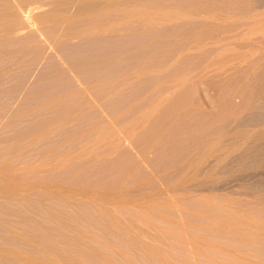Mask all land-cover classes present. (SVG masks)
<instances>
[{
    "label": "rangeland",
    "instance_id": "rangeland-1",
    "mask_svg": "<svg viewBox=\"0 0 264 264\" xmlns=\"http://www.w3.org/2000/svg\"><path fill=\"white\" fill-rule=\"evenodd\" d=\"M248 1L253 3L264 2V0ZM246 2L247 0H240L238 3L232 4L234 13H245ZM231 27L234 28L232 25ZM231 27L224 28L229 30L230 33ZM247 29L239 27L234 31L231 30V33H237L238 35H244L245 33L246 40L245 38L243 40L240 36V41L237 38L233 42L234 44L230 46L236 45L235 48L239 49L237 51L233 47L234 52L241 53L240 51L247 48L248 50L245 51L252 49L255 51L254 54L249 60L245 59L246 62L233 61V64H228V68L225 70L227 71L230 68L234 71V68H236L233 74H231L232 71L228 70L227 75L224 71L222 75L219 74V77L215 76L216 78L212 75L199 77L193 70L194 67L198 68L205 65V60L202 61L204 53L207 60L208 56L209 58L212 57L210 54L213 51L211 53L210 50L213 47H210V45V48H204L205 52L199 49L203 54L201 51H195L194 55L191 54V57L187 56L186 59L182 53L184 58L179 56L178 60H173L170 58L171 54L173 55L172 52H174L172 50L182 52L179 45L170 43L148 47L138 44L142 47L137 48L138 45L136 44L134 48V43H131L133 44L131 47H129L131 44L129 46L127 44L126 48L129 52L139 54L135 57H125V60L122 59L118 62L114 74H108L107 80L102 83L99 81L93 83V85H98L99 91L103 85V91L107 87L110 88L109 83L112 81H117L122 85L115 92L113 91L114 93L108 94V98L105 99V96L101 99L102 101H96L100 104H91V107L87 106L88 108L83 106V109L79 110L81 112L78 115V117L81 116L80 120L78 118V121H71L72 123L65 126L51 125L55 128L53 136L39 144H26L27 148L22 147L25 150H22L21 156H19L20 154L13 155L19 151H9L17 142H32L31 137H34L37 131L32 129L30 120L20 121L18 124H11V120L19 112H23L25 116L30 112H36L37 102H35L36 96L33 92H38L40 86L36 87L35 83L42 77L44 79V75H48L52 68L51 71L56 70L57 73L54 71L51 74L55 75V78H59L58 81H66L67 76H70L71 79L77 77L79 80L75 78L74 82L76 83L78 80L76 84L79 85V82H81V85H84L85 82L83 84L82 82L86 78L84 76L87 72L83 74V78L81 77L82 74H80V78L75 73L70 74L69 68L67 70H69L70 75L66 73V66L68 67L70 64L67 63L68 65L65 66V58L62 55L52 58V63L56 61L55 66L60 65V70L55 69V66L48 67L51 58L49 62L41 59L38 64H33L31 55L26 59H22L21 66L18 68L16 66L20 62L16 54L18 44H12L9 53L5 56L0 51V69L10 74V77L5 81L0 79V169L4 167V171L6 167L11 168V173H8L11 177L13 174L15 175V180L12 177V181L16 182L9 183L11 184L9 188L0 179L1 257H6L3 247L11 246L26 257L36 258L41 264L46 263L49 256L47 252H52L50 257L61 258L62 261L65 259L64 261H69L71 264H86V262L87 264H264L263 238L262 242L260 241V235L263 236L264 234V154L257 158L260 162L252 160L250 157L247 160L245 158L247 156L244 157L245 154L236 156L238 158L244 157L243 159L234 160V158H231V160H224L217 166L218 168L214 170V173H211L216 179L218 177V180H214L215 183L206 184V187L205 183L203 184L201 181L202 184H190L188 186L192 187L191 190L189 188L191 195L185 198L188 201L184 199L185 202L182 200V202L171 204L170 207L169 204L163 206L164 203L161 204L160 202L161 197L157 195L158 192L162 193L163 188H165L164 182H169L173 178V175L177 172L174 169L183 164L186 153L196 143L195 140L199 142L203 136L202 132L206 129L207 131L217 129L220 130V133H224L230 129H228V126L231 127L232 124L230 123L239 113H242L240 118L243 116V119L248 120L247 123L252 122L253 131H256L258 127L264 129V111L261 106V103L264 104V58L260 61V56L264 53V34L260 36L258 33H253L249 36ZM226 31H224V34L227 35L228 31ZM86 49L88 48L86 47ZM207 49L208 55H206ZM79 50L81 51H75L79 58L74 53L76 57H74V61L79 59L78 61L81 63V57L84 61V57L93 55L88 50H86L88 53L83 51V54L82 50H85V48H79ZM129 52L125 55H128ZM198 55L202 59L197 58ZM110 56L111 61H113L114 53L111 52ZM107 59L110 60V58ZM118 59L120 60L119 57ZM61 61H64L65 68L63 69L61 68ZM78 61L75 62L79 63ZM231 64L234 66L233 68ZM253 64L256 66V73H250L249 71L250 69L251 71L254 70L250 68L254 66ZM84 66L86 67V65ZM134 67L138 72L136 75L133 74ZM60 71L67 74V76L65 75L66 77L64 76L61 79L62 75H58ZM191 71L194 73H190ZM62 72L61 74H63ZM92 73L90 71L89 77ZM183 74H187L184 80L182 78ZM48 76L52 78L50 73ZM181 78L180 87H174L178 83L176 81H180ZM73 79L70 80L71 83ZM106 83L109 85L107 86ZM95 91L97 94L98 89H95ZM166 91H170L168 93L172 96V100H170V103L171 101L172 103L166 102L167 105H164L165 103H161L159 106L156 105V110L152 112L153 116L156 115L154 116L156 120H151L152 122L144 124L145 126L142 125L144 127L142 129L138 126L134 127L133 136L126 137L124 143V137L120 140L116 139L114 152L109 150L106 145L101 147L94 145L96 142L94 139L95 134L90 132L89 128L101 125L104 127L103 130L109 131L113 126H115L113 128L115 130L121 124L123 126L130 121H136L138 115L147 109L150 110L152 105L157 102L158 95ZM212 99L215 100L216 104L212 102ZM256 105L260 106L259 109H256ZM203 109H206L207 113L202 112ZM260 109L263 111L262 114H260ZM36 113L38 115L43 114L42 111ZM168 117H174L175 119L171 118L172 121H170ZM108 120L110 123L112 121L110 127ZM246 122L242 126H246ZM247 125L246 129H250V124ZM16 131L23 133L19 139H15ZM83 136L85 137L81 139ZM225 142L229 141L226 140ZM256 142H250V149L257 144ZM81 143L87 148L91 145L88 157L86 156L89 161L84 156L76 157L77 159H71L72 157H70L67 164L59 159L57 152H71V150L80 147L78 145H81ZM259 143L258 141L256 146H260ZM147 144L152 146L151 149L147 150ZM247 145L249 144L247 143ZM92 147H94L93 150H91ZM5 150L9 152L7 155L2 152ZM92 151L98 152L96 153L98 157ZM70 155L72 156V154ZM79 158L80 160H78ZM29 170L32 172L29 173ZM124 173L128 174L125 175ZM16 175L21 180L16 179ZM167 175L169 176L167 177ZM17 182L20 184L17 185ZM24 183L28 186H24ZM13 184L15 188L12 187ZM181 186L182 188L187 187V185ZM50 187L53 189L49 190ZM46 188L48 189L46 195L43 193L44 197L41 193L45 192ZM176 188L178 189L177 186ZM211 189L214 190L212 191L214 193L210 192ZM52 190H55L53 192L55 197L51 193ZM118 190L126 191L129 198L134 193L135 195L139 194V190L146 191V193L151 191V194L155 191L154 194L157 196L154 195L156 197L153 199L151 197L153 195L149 193L150 198L154 201L144 202V205L140 204L139 199L137 200L138 203H135V201L128 203L127 201L126 205L124 203H114L112 205L113 203H101V199L97 200L98 198L95 197L99 193L100 195L103 194L101 196H105ZM63 191H68L71 194L63 193ZM39 192L41 193L39 194ZM57 193L60 197L57 196ZM164 193L167 194L168 192ZM23 195H26L27 200L21 198ZM140 196L145 200V197L141 194ZM200 196L216 198L215 201H223L227 204L225 206L222 203L224 206L221 207L215 204L216 202L212 203L213 205L211 202H201L200 199L202 198ZM83 197H86L85 200ZM91 198H94V200ZM218 199H221V201ZM145 203L149 204L145 206ZM158 203L161 205L157 206ZM97 204L98 206L102 205L101 208ZM231 210H235V212L240 210V214L247 211L255 217L257 216L258 221L254 222L256 227L254 234L260 238L258 239L260 244L258 242L253 244L252 239L248 241L249 235L251 236L253 233L248 236L244 234L248 242L244 237L242 239L244 232L242 233L241 229L240 234L242 236L239 233V237L232 236L234 234L232 232L233 226L231 227L232 231L229 230L233 221L230 223L228 218H224V215H227L229 220L233 217L228 215L232 212ZM208 216L210 218H212L211 216L216 217L209 219ZM226 219L228 224L230 223L229 227H227L228 225L226 227L222 226V223H227ZM233 220H236V218ZM241 222L242 220L237 221L234 227H238L237 224ZM242 223L244 226V220ZM218 225L222 227H220L222 232H218V230L220 231ZM223 228L227 231L224 232ZM262 228L263 230H261ZM259 230L262 232L257 236L256 233L257 231L259 233ZM33 242L36 243V247L31 246ZM45 245L54 249H46ZM0 264L8 263L0 261Z\"/></svg>",
    "mask_w": 264,
    "mask_h": 264
},
{
    "label": "bare ground",
    "instance_id": "bare-ground-1",
    "mask_svg": "<svg viewBox=\"0 0 264 264\" xmlns=\"http://www.w3.org/2000/svg\"><path fill=\"white\" fill-rule=\"evenodd\" d=\"M239 1L240 0H0V51L3 56L7 55L9 53L8 51L11 45L16 43L18 44V49L16 50V54L18 55L17 57L20 59V62L17 63L16 65L18 68L21 66L20 65L21 60L28 58L29 55H31L32 57L31 61L33 64H38V62L41 59H44L46 62L47 61L49 62V59L51 58V61H50L51 65L49 62L48 67L55 66L56 61L53 62L54 64L52 63L53 57L62 55L63 58H65L64 59L66 62L65 66L68 65L67 63L70 64L68 65V67L66 66V70L69 68L70 74L72 73L73 75V73H75L77 74L76 76L79 75V78H80V74H82L81 75L82 77L84 76L83 74L87 72L84 76V78L86 77L84 79L85 81L83 80L82 82V84L85 82L84 85H81V82H79V85L76 84L79 80L77 77H75L76 79H78L77 82L75 83L74 82L75 78L74 79L72 78L73 82L71 83L70 81L72 80L71 77L67 76V74H64L66 72L65 69H64V73L60 71V74L58 75H62L61 79H63L62 77L66 75L67 76L66 78L67 80L65 79L66 81L64 80L58 81L59 78L57 77L55 78L54 77L55 75L51 74L54 71L57 73L56 70L51 71L52 68L49 71L50 75H52V78L51 76H48L49 73L48 75L45 74L46 78L44 75V79L43 77L40 78V80L37 78V80L39 81H37L35 84H36V87H39V86L40 87L38 89V92H33V94L36 96L35 102H37V108L35 109V111L36 112L42 111L43 114L38 115L36 112H30L29 114H26L25 116L23 112H19L15 114L11 120V124H18L20 121L30 120L32 129L34 131H37V133L35 134L34 137H31L32 142L30 143L29 142H25V143L17 142L11 148V151L9 152L19 151V152L14 153L13 155L15 156V154H20L19 156H21L22 150H25L23 149L24 146L26 147L27 145L31 143L39 144L43 142L44 140L53 136L55 132V128L51 127V125L57 124V125L65 126L69 123L80 120L81 116L78 117V115L81 113L80 109H83V106H86V108H88L89 106L91 107V104L94 105L96 101L99 102L105 96H106L105 97L106 99L108 98L107 97L108 94L110 95L112 94L113 91L115 92L116 89H118L122 85V84H119L117 81H112L111 83H109L110 85L106 83V85L107 86L109 85L110 88L105 86L107 87L105 88L106 89L105 91H103L104 90V85H103L102 88H100V91L101 90L103 91L102 93L99 91V88L97 87L98 85L97 86L93 85V83L98 82V81L102 83L103 81L107 80L106 77L108 76V74H112L113 72L116 71V68H117L116 66L118 65L119 61H121L122 59L125 60V57L126 58L131 57V56L135 57L139 54L137 52L136 53L129 52V50L126 48L127 44L129 46L131 43H134L135 44L134 48L136 47V44L137 45L143 44L148 47L153 46V45L154 47H156L159 45H165V44H170V43L179 45V47H181L180 50H182V52L180 51L177 52L176 50L171 49L172 51H174L172 52L173 55L170 53L171 54L170 58H172L173 60H178L179 56L183 57V55H185V58L187 59V56H190L195 51L199 52L202 50L203 52H205L204 48L205 47L208 48L210 45V47L211 46L213 47L210 50L211 53L212 51L213 53L212 54L209 53L210 56L212 55V57L209 58L208 56V60H207V56L205 57L204 55L205 53L203 54L202 51L201 53L203 54L205 58L203 57L202 59V57H199V55L197 56V58L198 57L201 58L202 61L205 60L206 63L203 62L205 63V65L200 66L198 68L194 67L193 70L196 72V75H198L199 77L200 76L205 77V75L206 76L212 75L213 77L215 76L219 77L220 76L219 74L222 75L224 71H225L224 73L226 74L228 73V70L232 71L231 74H233L236 68H234V71L231 70L230 68L226 71L225 69L228 68L227 65L228 64L230 65V63L233 64V61L246 62L247 60H249L250 57H252L255 51L252 49H251L252 51L251 50L245 51L247 49L246 48L245 50L242 49L244 51H240L241 53L234 52L233 47L235 48L236 45L235 46L233 45V47H231L230 45L234 44L233 42H235V39L237 40V38H238V41H240L239 40V38H241L240 36H242L243 40L244 38L246 40V37H245V33L244 35L243 34L238 35L237 33L235 34L231 33V30L234 31L239 27L240 28L245 27L246 29L248 28L247 31L249 33V36L250 34L253 35V33H258L260 36L264 34V5H263L264 2L253 3L247 0L246 6H245L246 10H244L245 13L243 12L234 13L232 9V6H233L232 4L238 3ZM231 25L234 28H232ZM224 27H228V28L231 27L230 33H229V30H227ZM221 28L222 30H220ZM218 30L220 31V33H218L219 32ZM226 30L228 31L227 35L226 33L224 34V31ZM215 31H218V32L216 33ZM247 31H246V34H248ZM132 45L133 44H131L129 47H131ZM86 47L88 49H86ZM138 47H142V45L140 46L138 45L137 48ZM79 48L81 49L85 48V50H82V52L83 51L86 52V50H88L89 53L92 52L93 55H90V56L87 55L88 57H84L85 62L83 61L80 55L82 61L80 63V61H78L79 59H76L79 62L77 63L75 62L76 60L74 61L73 59L75 56L77 57L76 52L81 51L79 50ZM235 49L237 50V48ZM111 52L114 53L113 61H111V56H110ZM127 52H129V54L125 55L127 54ZM207 52H208V49L206 51V55H208ZM74 53H76L75 56H74ZM261 56H260V61L262 60V58H264V53ZM93 57L95 60L93 59ZM118 57L120 58V60L118 59ZM107 58H110V60H108ZM245 59L247 60L244 61ZM258 60H257V64L259 63ZM72 62H73V65H72ZM63 63L64 61L61 63L62 69L65 68ZM84 65H86V67ZM255 65L250 67V68H253L254 70L251 71V69L250 70L248 69L250 73L257 72V69H256L257 65L256 66ZM259 65L260 64H258V66ZM233 67L234 66H232V68ZM57 68L58 70H60L59 69L60 65L55 66V69ZM135 68L136 67H134V69ZM69 70H67L66 73L69 74L68 72ZM90 71L91 73L93 71V73L89 77ZM61 72L64 75L61 74ZM136 73H138L136 72V69L133 70V74L136 75ZM190 73H194V72L191 71ZM9 77H10L9 73L0 69V79H3V81H5ZM186 77H187V74L185 75L183 74L182 76L183 80ZM182 78L180 79V81H176L178 83H176L174 87H177V86L180 87ZM95 89L96 90L98 89L97 94H96ZM171 91H172V88H171ZM168 92L166 91V92L159 94L157 97V102L155 103V105H152V108L150 110L147 109L146 111L141 112V114L138 115V118L136 119V121L135 120L130 121V122L127 121L128 123L125 122L126 124H124L123 126H121L122 125L121 124L120 125L121 128L119 127L114 130L113 128H115V126H113V128H111L113 129V131H111V129L110 130L108 129L109 131H105L106 129L103 130L102 128L104 127H102L101 125L93 126L92 128H89V131L95 134L94 139L96 142L94 145L100 146V147L103 145H106L109 150L114 152V150L116 149V146L114 144L116 142L115 141L116 139L120 140L122 137H124V139L122 138L123 143H124V140L126 139V137L130 138V136H133L134 129L137 126L141 127L142 129L144 128L142 127V125L148 122L151 123L152 121L156 120L154 118V116L156 115L153 116L152 112L156 110L155 109L156 105L159 106L161 103H165L164 105H167L166 102L170 103V100H172L171 98L172 96ZM212 102L216 104L214 99H212ZM96 104L98 105L100 103H96ZM256 104L258 103L256 102ZM263 105L261 103V106L263 107V111H264ZM259 107L260 106L256 105V109L257 108L259 109ZM158 109L159 108L157 107V110ZM160 110L162 109L160 108ZM205 110L203 109L202 112H204ZM248 111L250 110L248 109ZM260 111H261L260 114H262L263 111L261 109ZM205 112L207 113V111ZM250 112H249V117H250ZM241 114L242 113L238 114L239 117L237 114H236L237 116H235L234 114L236 118L232 121V123H230L232 124L231 127L228 126V129L229 128L230 129L224 133L222 132L223 134L220 133L219 132L220 130L218 131L217 129H210L208 131L206 129V131L202 132L203 136L199 140V142L195 140L196 143H194L193 147L189 150L188 153H186L184 160H183L184 161L183 164L178 165V167L174 169V171L175 172L177 171V172L173 175V178L170 180L171 182L170 181L164 182L165 188H163L164 190L163 189L162 190L164 192H168L167 193L168 196L161 189L160 190L162 191V193L160 192L157 193V195L161 197L160 199L161 204L164 203L163 206L164 205L167 206L169 204V207H170L171 204L182 202V200L183 202H185V200L188 201L185 198H188L191 195L190 193L191 191H189L190 187H188L190 186V184H202L201 183L202 181L203 184L205 183V186L207 187L208 184L215 183L214 180L215 181L218 180V177L216 179V177L212 176L213 174L211 173L212 172L214 173V170L218 168L217 166L220 165L222 162H224V160L225 161L227 159L231 160V158H234V160H237V159L239 160L242 157L238 158L236 156L242 155V154H245L244 157L247 156L245 157L247 160L249 159V157L250 159L252 158V160H257V158L260 155L264 154V129L263 128L259 129L258 127L256 131H253L254 128L251 127L252 122L247 123L246 121L248 120L245 118L244 120L242 118L243 116L240 118ZM244 117H245V114H244ZM171 118L173 119L174 117H168L170 121H172ZM245 122L247 124H250L249 128L252 130L246 129V126H248L247 124L246 126L245 125L242 126V124H244ZM103 124L104 122L102 123V125ZM110 125H112V121L111 123L109 122V127ZM21 135H23L21 131H16L15 139H19ZM84 137L85 136H83L81 139H83ZM224 140L225 141L227 140L229 142L226 143ZM243 140H244V143H243ZM247 140H249L250 142L257 141L256 142L257 144L259 141L260 146H256L257 144L256 145L254 144L255 146L253 147L251 146L252 149H250L251 143L248 142ZM246 141L249 145H247ZM100 142L101 144L103 142V144L102 145L99 144ZM83 145L81 143V145H78L80 147H77V148L75 147L76 149L71 150V152H67V151L64 153L57 152V155L59 156V159L64 161V163L66 164L67 162H69L68 160L70 157H72L71 159H77L76 157H83V156L84 158H86V156L90 152L89 147L91 145L90 146L88 145L89 146L88 148L87 146L85 145L83 146ZM142 145L144 146V144ZM151 147L152 146L148 145L146 148L147 150H149L151 149ZM93 148L94 147H92L91 150H93ZM2 152L4 155H7L9 153L6 150ZM93 153L96 154L98 152L96 153L93 152ZM70 154H72V156ZM96 156L98 157L97 154ZM209 159L211 160L209 161ZM78 160H80V158ZM62 161H59V162L61 163ZM258 161L259 160H257V162ZM3 168H1L2 171L0 169L1 171L0 179L3 180L6 183V185L9 186L10 188L11 184L9 183H12V182L16 183L15 181H12L13 179L12 177H14V180H15V175L13 174L12 177L11 175H9L8 172L11 171V168L6 167L4 171H3ZM30 172L32 171L29 170V173ZM168 174L170 173L168 172ZM17 176L18 175H16V179H20L19 177L17 178ZM168 176L169 175H167V177ZM18 184L20 183L17 182V185ZM181 185H187L188 188L187 187L182 188ZM24 186H26V183H24ZM176 186L178 187V189L176 188ZM179 186H181V188H179ZM12 187L15 188L14 184ZM17 187L19 188V186ZM22 187H21V190H22ZM51 188L52 187H50L49 190H51ZM47 189L48 188H46L45 192L42 189L41 192L42 191L43 192L42 193L39 192V194L41 193L43 195L44 193L46 195ZM37 190L39 191L40 189H37ZM212 191L214 190L211 189L210 192ZM0 192H1V189H0ZM53 192H55V190L54 191L52 190L51 192L52 195H53ZM65 192L66 194L70 193L68 191H63V193ZM150 192L151 191H148L146 193V191L142 192L139 190V194L138 193L136 195L135 193L134 195L131 194L132 196L131 198H129V195H127L126 191L123 192L122 190H118L113 193L111 192L110 195L108 193V195H105V196H101L103 194L100 195V193L99 194L97 193L100 196L96 194L97 196L95 197L98 198L97 200H99L100 198L101 203L102 202L113 203L112 205H114V203H118V204L124 203L126 205L127 201L128 203L130 202L133 203V201H135V203H138V201H140V204L144 205V202H150V201L153 202L154 197L157 196L156 194H154L155 191L153 194H151ZM149 193L153 195L151 196L153 197V199L150 198ZM163 193L165 194V197ZM140 194L143 197H145V200L144 198L142 199ZM25 196L26 195H23L21 196V198L23 200H27ZM57 196H59L58 193H57ZM63 196H62V200H63ZM53 197H55V195H53ZM94 198L93 199L91 198V199L94 200ZM200 198L199 199L201 200V202H205V203L211 202V204L212 203L214 204L216 202L215 204H218L221 207L224 205L226 206L227 204V203L225 204V202L223 201L222 202L215 201L216 198L212 199V198H209L208 196H200ZM219 198L223 199L222 197H219ZM221 199H218V200L221 201ZM57 200L60 202L59 199ZM62 200L61 202H63ZM157 201L159 200L157 199ZM222 203H224V205ZM148 204L145 203V206ZM159 204L160 203L156 205L159 206ZM101 206L102 205L98 207L101 208ZM232 212H230L232 215L230 213L229 214L227 213V214L230 215V217L233 216L234 217V218L232 217L233 219L236 218L237 221L242 220L243 222L244 220L245 223H244V226L242 222H241L242 225H240L241 223H238L237 224L238 227L235 228L234 225H236L237 221L233 220L232 218H230L231 220L230 221L229 217L227 215H226L227 217L224 215V218H228V221L230 223H232L233 221V224L230 226L229 231H232L231 227L233 226L232 232L234 234L232 235L231 232L230 234L232 236L235 235L236 237L238 236V233L240 234L241 232L242 233L244 232L243 236L242 234H240V236H242V239H243L244 234L245 236H248L249 234L253 233V235L252 234L251 236L249 235L248 241H250L249 239H252L253 244H255V242H258V239L260 238L256 237L254 234L256 232V230H254L256 228L254 222L258 221L257 216L255 217L253 214H250L247 211L246 212L243 211L241 212V214H240V210L239 212L238 211L235 212V210H233ZM211 217L212 218L209 217V219H214L216 216H211ZM228 221L225 224L222 223V226L226 227L228 225L227 227H229L230 223L228 224ZM246 224L248 225V227ZM245 225L248 231H246L247 229L245 228ZM220 227L221 226H219L218 229H220ZM240 229H241V232H240ZM223 230H225L224 232L227 231V229H224V228ZM243 230H245L246 233ZM261 230H263V228ZM261 230H259V233L257 231L256 233L257 236L261 234L262 232ZM204 231L206 230L204 229ZM218 232H222V230L220 229V231L218 230ZM140 235H141V231H140ZM260 237H261L260 241L262 242V238L264 241V234L263 236L260 235ZM244 238L246 240V237ZM260 241L258 242L259 244H260ZM31 246L36 247V243L33 242ZM44 247L49 250L54 249L53 247L50 246L52 248L51 249L47 245H45ZM3 250L6 253V257H1L0 255V261L7 262L8 264H41L38 262L36 258L26 257L21 252L17 251L15 248L11 246H5L3 247ZM47 253L49 254V256L47 257L45 264H71V262L69 261H64L65 259L62 261L61 258L56 259L54 257H50V254H52V252H47Z\"/></svg>",
    "mask_w": 264,
    "mask_h": 264
}]
</instances>
